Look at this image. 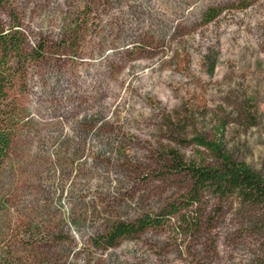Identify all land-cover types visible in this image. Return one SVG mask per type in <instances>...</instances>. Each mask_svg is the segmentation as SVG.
Returning <instances> with one entry per match:
<instances>
[{
    "label": "rangeland",
    "instance_id": "374dc122",
    "mask_svg": "<svg viewBox=\"0 0 264 264\" xmlns=\"http://www.w3.org/2000/svg\"><path fill=\"white\" fill-rule=\"evenodd\" d=\"M15 23L39 58L13 92L0 264H264V203H190L180 167L219 147L264 178V0H0ZM144 216L164 219L102 243Z\"/></svg>",
    "mask_w": 264,
    "mask_h": 264
},
{
    "label": "trees",
    "instance_id": "16d2710c",
    "mask_svg": "<svg viewBox=\"0 0 264 264\" xmlns=\"http://www.w3.org/2000/svg\"><path fill=\"white\" fill-rule=\"evenodd\" d=\"M219 13L213 8L208 9L205 13L206 21H212ZM15 26L18 24L15 23L10 30H6L0 25V171L9 156L19 121L13 92L27 62L39 58L28 53L25 37ZM198 143L215 148L202 139ZM217 152L219 164L216 166L180 165L192 177L190 203L197 200L201 193L214 194L220 198L234 195L241 202L249 204L264 203V178L245 163L235 162L228 155L219 152V147ZM163 219L164 217L144 216L135 221L116 222L101 238L102 243L109 247L115 246L120 239L159 225ZM182 223H187V220L184 218Z\"/></svg>",
    "mask_w": 264,
    "mask_h": 264
}]
</instances>
